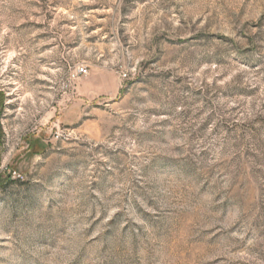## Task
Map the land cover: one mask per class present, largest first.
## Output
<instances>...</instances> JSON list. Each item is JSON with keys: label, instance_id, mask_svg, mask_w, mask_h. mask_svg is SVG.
Returning a JSON list of instances; mask_svg holds the SVG:
<instances>
[{"label": "rangeland", "instance_id": "1", "mask_svg": "<svg viewBox=\"0 0 264 264\" xmlns=\"http://www.w3.org/2000/svg\"><path fill=\"white\" fill-rule=\"evenodd\" d=\"M0 264H264V0H0Z\"/></svg>", "mask_w": 264, "mask_h": 264}, {"label": "built area", "instance_id": "2", "mask_svg": "<svg viewBox=\"0 0 264 264\" xmlns=\"http://www.w3.org/2000/svg\"><path fill=\"white\" fill-rule=\"evenodd\" d=\"M88 73H89L88 67L85 65H80L77 67L74 76L79 77L81 75H87ZM70 137H72V131H70L69 129L60 127V126L56 127L55 132H54V138L56 140L70 139ZM14 175H17V172H14ZM17 176L20 177V174Z\"/></svg>", "mask_w": 264, "mask_h": 264}, {"label": "crops", "instance_id": "3", "mask_svg": "<svg viewBox=\"0 0 264 264\" xmlns=\"http://www.w3.org/2000/svg\"><path fill=\"white\" fill-rule=\"evenodd\" d=\"M43 130V129H42ZM44 132L47 133L46 129L43 130ZM42 136H44V134H41ZM40 137L39 133H32L31 135H28L27 139H26V143L25 144H36L35 142H39L40 144L43 143H47L46 140H42V139H38ZM37 142V143H38Z\"/></svg>", "mask_w": 264, "mask_h": 264}, {"label": "bare ground", "instance_id": "4", "mask_svg": "<svg viewBox=\"0 0 264 264\" xmlns=\"http://www.w3.org/2000/svg\"><path fill=\"white\" fill-rule=\"evenodd\" d=\"M6 131V130H5ZM8 131V130H7ZM9 133V132H8ZM5 134V133H4Z\"/></svg>", "mask_w": 264, "mask_h": 264}]
</instances>
